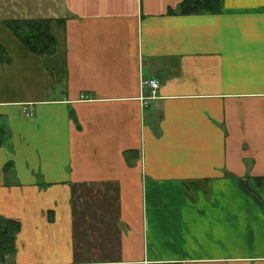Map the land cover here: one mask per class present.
Listing matches in <instances>:
<instances>
[{
  "label": "crops",
  "instance_id": "obj_1",
  "mask_svg": "<svg viewBox=\"0 0 264 264\" xmlns=\"http://www.w3.org/2000/svg\"><path fill=\"white\" fill-rule=\"evenodd\" d=\"M182 2L0 0L53 39L0 18L3 264H264V0Z\"/></svg>",
  "mask_w": 264,
  "mask_h": 264
},
{
  "label": "trees",
  "instance_id": "obj_2",
  "mask_svg": "<svg viewBox=\"0 0 264 264\" xmlns=\"http://www.w3.org/2000/svg\"><path fill=\"white\" fill-rule=\"evenodd\" d=\"M218 0H183L177 13L184 14H215L218 12ZM3 26L18 42L32 54L46 52L52 46V36L49 34L48 21L43 20H9L2 22ZM4 50L0 45V58ZM3 141V128L0 127V144ZM19 226L15 221L0 217V264L4 258L13 254V240Z\"/></svg>",
  "mask_w": 264,
  "mask_h": 264
},
{
  "label": "rangeland",
  "instance_id": "obj_3",
  "mask_svg": "<svg viewBox=\"0 0 264 264\" xmlns=\"http://www.w3.org/2000/svg\"><path fill=\"white\" fill-rule=\"evenodd\" d=\"M9 9L11 10L10 13H7L9 11ZM19 9H22V10H26V11H31L28 12L29 14H32V9H29V8H0V18H7V20L9 19H21V18H17V17H23L25 14H23V12H19ZM14 11V12H13ZM29 20H32V19H29ZM38 21V20H36ZM6 29V33H7V38H10L9 37V30L7 28ZM5 31V30H4ZM11 34V33H10ZM12 35V34H11ZM13 36V35H12ZM14 37V36H13ZM15 39V37H14ZM4 42V43H2ZM19 43V46H21L23 48V46ZM0 44L4 50V47L3 45L8 49V54H10V57L7 56V52L4 50V54H2V57L0 58V63H4V64H8V61L6 59H12L13 56L15 57V55L17 54L16 50H15V46H13L12 44H6V41H5V38H3V36H0ZM27 53L29 54H32L30 53L29 51H27L25 48H23ZM33 55V54H32ZM28 62H30V64L32 63L29 58H25ZM31 70V69H29ZM6 73H5V76H1L0 77V80L1 81H5L6 84L10 85L8 86V91L10 90L11 92H8L6 94H3V91L1 90V86H0V98H7L9 96V94H13L12 93V90L14 88L20 90V85H17L19 84V75H18V71L19 70H16V69H5L4 70ZM28 79V78H27ZM12 81V82H11ZM4 86H7L4 82H3ZM17 85V86H16ZM26 86V85H24ZM26 93V92H25Z\"/></svg>",
  "mask_w": 264,
  "mask_h": 264
},
{
  "label": "built area",
  "instance_id": "obj_4",
  "mask_svg": "<svg viewBox=\"0 0 264 264\" xmlns=\"http://www.w3.org/2000/svg\"><path fill=\"white\" fill-rule=\"evenodd\" d=\"M141 87L143 86H146L148 87V96L147 97H143V98H140L139 100L142 102L143 106L146 105V100L147 99H153L154 95H155V90L157 88V84L155 81L153 80H147V81H142L140 83Z\"/></svg>",
  "mask_w": 264,
  "mask_h": 264
}]
</instances>
